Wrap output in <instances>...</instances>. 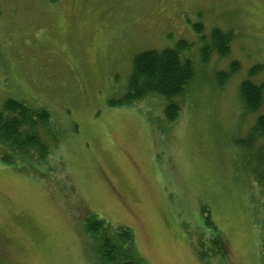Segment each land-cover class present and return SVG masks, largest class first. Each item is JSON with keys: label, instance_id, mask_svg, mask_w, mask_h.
I'll return each mask as SVG.
<instances>
[{"label": "rangeland", "instance_id": "obj_1", "mask_svg": "<svg viewBox=\"0 0 264 264\" xmlns=\"http://www.w3.org/2000/svg\"><path fill=\"white\" fill-rule=\"evenodd\" d=\"M213 28L232 36L230 52L204 63ZM178 40L195 78L175 121L158 96L111 105L137 53ZM258 65L255 84L264 0H0V104L45 108L61 133L45 161L0 160V264H100L90 213L129 227L145 264H264L262 188L238 143L264 112V94L245 114L238 92Z\"/></svg>", "mask_w": 264, "mask_h": 264}, {"label": "trees", "instance_id": "obj_2", "mask_svg": "<svg viewBox=\"0 0 264 264\" xmlns=\"http://www.w3.org/2000/svg\"><path fill=\"white\" fill-rule=\"evenodd\" d=\"M58 1V0H49ZM194 28L201 30L196 24ZM232 36L220 28H213L209 42L201 49L202 62L209 54L216 52L227 56ZM189 44L178 40L174 47L161 50L147 49L137 53L132 60L131 73L126 92L119 102L111 105H127L149 96H158L165 100L164 115L167 121H175L181 110V103L175 98L182 96L189 84L194 81L195 69L192 58L184 56ZM239 64L232 62L228 71L217 73L218 86H224L226 80L237 71ZM261 66L250 69L249 77L238 86L239 99L245 114L256 112L262 103L264 81L255 84L250 80ZM135 101V102H134ZM245 142H238L248 149L247 170L251 178L262 188L264 210V147H254L257 140L264 137V112L257 115ZM61 133L51 120L50 111L42 107H29L19 99H6L0 104V160L6 164H29L45 161L52 149L60 146ZM204 211V209L202 210ZM206 225H212L209 215ZM84 232L97 244L100 264H145L134 250V233L124 225H111L106 219L94 213L83 219Z\"/></svg>", "mask_w": 264, "mask_h": 264}]
</instances>
